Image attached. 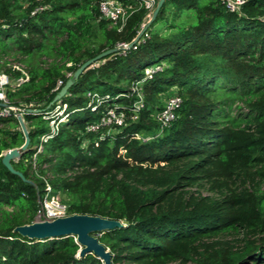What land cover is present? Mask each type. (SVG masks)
Here are the masks:
<instances>
[{
    "label": "trees",
    "instance_id": "obj_1",
    "mask_svg": "<svg viewBox=\"0 0 264 264\" xmlns=\"http://www.w3.org/2000/svg\"><path fill=\"white\" fill-rule=\"evenodd\" d=\"M100 1L0 0V72L11 79L1 101L23 111L30 137L11 161L22 178L2 159L25 135L0 106V264H104L79 256L75 236L14 231L46 196L68 214L122 221L98 234L114 264H264V0L239 12L166 0L128 48L149 10L136 6L120 30ZM117 47L54 101L83 63ZM174 93L182 104L159 133L156 113ZM110 108L121 125L104 122Z\"/></svg>",
    "mask_w": 264,
    "mask_h": 264
},
{
    "label": "water",
    "instance_id": "obj_2",
    "mask_svg": "<svg viewBox=\"0 0 264 264\" xmlns=\"http://www.w3.org/2000/svg\"><path fill=\"white\" fill-rule=\"evenodd\" d=\"M166 0H159L156 8L154 9L149 21L143 25L142 29L136 36V38L129 43V47L135 45L143 33L147 30L148 26L156 19L161 7ZM120 48H113L104 51L96 57L87 60L81 65L79 69L74 73V76L70 78L66 84L62 87L60 92L56 95L54 101H57L63 97L68 89L72 86L75 78H77L86 68L91 66L94 62L104 58L112 52H117ZM0 106L7 107L8 105L0 100ZM22 130L25 135V142L22 146L7 150L4 152L2 162L12 172L17 173L22 178L23 174L20 171L14 169L12 160L20 158L22 154L27 150L30 137L28 129L25 125L22 115L18 116ZM124 223L120 220L106 218L100 215L91 214H68L66 216L57 217L55 219L35 220L30 224H24L17 226L14 231L30 239H52L63 236H75L77 242L81 245L79 256H83L85 253H94L100 258L104 264H114L112 262V254L107 247L100 242L98 234L100 232L113 229L115 227H123Z\"/></svg>",
    "mask_w": 264,
    "mask_h": 264
},
{
    "label": "built area",
    "instance_id": "obj_3",
    "mask_svg": "<svg viewBox=\"0 0 264 264\" xmlns=\"http://www.w3.org/2000/svg\"><path fill=\"white\" fill-rule=\"evenodd\" d=\"M134 4L125 5L120 1L117 0H101L100 1V10L102 14L110 19L114 25L119 26L120 30L126 24V21L130 15V12L135 9L136 6L145 7L149 10L150 15H152L154 9L157 6L158 0H132ZM226 4V7L232 12H239L241 10L242 5L244 4L245 0H223ZM120 46L123 48H128L129 43H123ZM160 69V66H153L148 67L146 69V73L151 75L155 70ZM23 79H18V82H21ZM11 79L10 77L4 73L0 72V100L6 102V87L10 84ZM62 82L60 81L59 84ZM133 90L138 92L140 96V100L135 103L134 110L138 111L143 106V101L141 100V91L139 87H133ZM93 99L98 97V94H89ZM182 104V98L179 94L174 93L165 101L164 106L161 110L156 113V119L160 124L159 133H161L165 128L169 127L173 120L176 118V112L180 108ZM67 105L64 104V107ZM96 109V106H93L92 110ZM11 111H15L16 115H22L23 111H19L18 108L13 106L5 107L1 114L7 116L11 113ZM137 118V116H134ZM104 122L111 123L115 122L121 125L124 122V114L117 113L116 109L110 108L108 111V116L104 119ZM54 124V121H52ZM90 130H95L96 125H92L89 127ZM57 131V127L54 126L52 129V134L46 135L44 140L47 141L49 138L55 134ZM153 135L145 137L144 140H148L152 138ZM49 191V188H48ZM68 215V205L64 202H61L56 197H48L43 200L40 204L37 212H36V219L35 220H46V219H55L57 217H62Z\"/></svg>",
    "mask_w": 264,
    "mask_h": 264
},
{
    "label": "rangeland",
    "instance_id": "obj_4",
    "mask_svg": "<svg viewBox=\"0 0 264 264\" xmlns=\"http://www.w3.org/2000/svg\"><path fill=\"white\" fill-rule=\"evenodd\" d=\"M167 99H168V95L164 96V97H163V103H164ZM202 190H203L204 193H206V194L208 193V188H207V187L203 188ZM53 197H55V196H53Z\"/></svg>",
    "mask_w": 264,
    "mask_h": 264
}]
</instances>
